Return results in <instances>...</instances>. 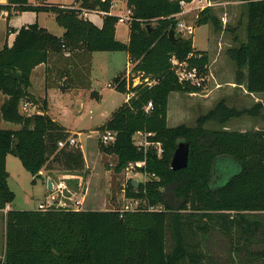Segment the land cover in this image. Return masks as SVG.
I'll return each mask as SVG.
<instances>
[{
  "label": "trees",
  "instance_id": "obj_1",
  "mask_svg": "<svg viewBox=\"0 0 264 264\" xmlns=\"http://www.w3.org/2000/svg\"><path fill=\"white\" fill-rule=\"evenodd\" d=\"M6 1L0 9L52 13L64 31L57 36L37 23L22 25L12 45L0 49V93L6 96L0 117L18 124L0 128V211L15 197L7 180L8 154L19 158L33 181L42 177V170L83 178L88 174L79 146H58L70 132L45 112V102L41 113L20 111L22 100L33 101L28 91L33 68L47 62L51 53L128 54L129 73L120 71L112 83L116 91L132 95L95 128L116 132L112 143L98 140V149L104 160L115 157V173L132 168L147 179L136 187L133 179L118 186L127 199L140 200L135 209L8 208L0 264H264V128H225L232 118L256 114L262 103L237 109L220 99L197 117L194 126L167 122L170 93L203 89L179 81L171 59L203 75L210 63L208 52L196 50L192 39L176 28L175 40L168 37L171 20L182 11L180 0H122L131 12L127 41L115 37L118 16L109 14L113 0H75L77 8ZM243 1L245 40L229 47L227 54L235 64L236 83L244 84L248 93L264 94V0ZM81 9L104 12L101 26L84 18ZM194 24L222 28L211 7L199 11ZM148 102L152 109L146 111ZM209 121L221 128L205 127ZM137 131L151 133L148 140L158 142L162 152L154 145H136ZM180 140L189 142L188 163L173 170L170 161ZM225 157L238 171L217 186V162Z\"/></svg>",
  "mask_w": 264,
  "mask_h": 264
},
{
  "label": "rangeland",
  "instance_id": "obj_2",
  "mask_svg": "<svg viewBox=\"0 0 264 264\" xmlns=\"http://www.w3.org/2000/svg\"><path fill=\"white\" fill-rule=\"evenodd\" d=\"M36 2L37 0H30ZM44 1V0H43ZM53 3H69L71 0H50ZM41 2V1H37ZM45 2V1H44ZM114 5V13H126L127 6L122 0H116ZM214 5L211 7L212 11L220 18L222 28L215 30L209 24L195 25L194 21L198 11H190L189 9L195 6V2L189 3L184 6V13L177 17L185 24L193 25V34H188L186 31L179 32L184 37L192 39L193 47L196 50L207 51L209 54L210 62L212 63L211 68L217 80L220 84L219 88L216 87L213 79L205 81L203 93L209 92V95L205 96L201 100L190 97L184 92L173 93L170 97V108H169V126H174L179 123H185L189 126L196 124V119L201 114L206 113L211 107L215 105L221 98H224L226 104L237 109L250 108L256 103H262V107L254 115L243 114L239 118H232L226 123V127L234 129H258L264 128V94H255L250 96L243 92L240 87H231L227 83V80L233 81L235 77V64L227 54L229 47L238 46L242 41L245 40V2L243 0H214ZM49 16L52 25L54 26L53 32H60L62 29L59 26L52 14H44ZM100 15V14H99ZM101 16V15H100ZM223 19V20H222ZM153 23H155L153 21ZM117 38L123 41L127 38L129 32V21L117 22ZM177 31V30H176ZM87 63L86 66L82 67L81 70L87 75L88 84H90L91 90H95L100 93V100L97 101L94 98L91 100L92 107L87 108L85 111L78 114L66 116L62 119L63 122L72 127L84 128L82 135L79 136L80 148L86 150V139L96 144L100 132L96 130L95 126L101 122L103 117L101 113L110 110L112 103L120 102L125 95L114 89V87H108L109 83H112L115 75L119 71H124L128 67V72L131 69V65L128 66V58L125 51H93L87 52ZM128 66V67H127ZM139 82V78L135 77L133 83ZM112 85H114L112 83ZM207 90V91H206ZM82 100L87 102V97H81ZM68 107L69 103L67 104ZM73 109L76 111L77 104L75 103ZM2 127L0 128H18V124L3 121ZM208 128H221L220 125L215 122L209 121L205 124ZM225 127V128H226ZM82 130V129H81ZM98 144V143H97ZM103 159L104 170L108 171V180H106V193L103 195L92 196L90 189L86 195L88 200L89 197L93 198L92 207L95 209H123L124 205L130 200L124 196V192L118 188L120 185L124 187L125 183L130 179H138L143 181L147 179V176L135 172L132 168L123 170L120 173H115L111 168L115 162V159L109 156H105ZM220 172V180L217 186L225 183V181L238 171V167L231 159L221 158L217 162ZM101 170H103L101 168ZM8 171V185L14 192L15 197L11 202V209L14 210H30L37 209L40 201H46L50 194L47 189V185L44 184L42 177H37L33 181V176L27 171L18 157L9 154L7 162ZM89 172L90 170L87 169ZM99 173L98 167L94 168V171ZM116 174V175H115ZM114 175L116 176L114 178ZM86 183V180H84ZM83 185L82 192H86V184ZM86 201V199H85ZM70 202V201H69ZM133 203H130L132 206ZM3 220L2 214H0V254L3 252Z\"/></svg>",
  "mask_w": 264,
  "mask_h": 264
},
{
  "label": "crops",
  "instance_id": "obj_3",
  "mask_svg": "<svg viewBox=\"0 0 264 264\" xmlns=\"http://www.w3.org/2000/svg\"><path fill=\"white\" fill-rule=\"evenodd\" d=\"M37 1H43V0H37ZM31 2L30 3H38V2ZM47 3H53L50 0H44ZM43 1V2H44ZM6 0H0V5L6 4ZM116 2V0H114ZM125 3V2H124ZM58 4V3H54ZM65 6L73 5L77 6L78 3L75 2V0H71L69 3H60ZM189 4V3H188ZM114 7L111 9L110 14L118 15L119 13L113 12ZM190 11H193L189 9ZM49 14V12L45 11H22L18 12L12 9H0V49L7 44L8 46H11L16 30L19 29L22 25L37 23L39 26L44 27L47 29L50 33L55 34L57 36L62 35L64 30H61L60 32H53L54 26L52 25L51 19H49V16L42 15ZM52 14V13H50ZM9 15V17H7ZM53 15V14H52ZM101 15V16H100ZM97 12H90L89 15H86V17L91 20L95 25L101 26L102 24V17L104 14H100ZM54 16V15H53ZM223 20V19H222ZM116 27V26H115ZM63 29V28H62ZM115 37L117 38V28L115 30ZM129 37V32L127 33V38L123 41H127ZM118 39V38H117ZM127 54V53H126ZM128 58V54H127ZM129 62V60H128ZM87 63V55L85 53H72V56H66L65 54H59V53H51L50 57L47 62L41 63L37 66H35L31 72L30 75V85L28 87L29 93L33 97V101L31 103L35 105V113H41L44 108V102H45V112L55 121L59 122L61 125H63L67 131L70 132V136L74 137L77 141V143L80 145L79 136L82 135L84 128H77L76 126L72 127L71 125L65 124V122L62 121V119L69 115H74L75 113H82L85 111V108H87V112L89 113V108L92 107L91 100L93 95L96 96L97 101L100 100L101 96L100 93H97L95 90H91L90 84H88L87 81V75L83 73L81 70L82 67L86 66ZM131 63H128V66H130ZM212 63H209L208 67V74H207V80L210 78L213 79V82L215 83L216 87L220 86L221 83H219L217 80H215L214 73L211 68ZM127 66V67H128ZM129 67L126 69L128 72ZM121 71V70H120ZM119 71V72H120ZM236 79L234 77L233 81L227 80V83L230 84L231 87H240L243 89V92L246 94H249L250 96H255V94L248 93L244 87V84L240 85L236 83ZM84 85L87 86V88H84ZM108 87H114L111 83L107 85ZM91 91L93 94H91ZM205 91L202 89L199 92H190L185 93L193 98H199L200 100L202 98H205V96L209 95V92L203 93ZM207 91V90H206ZM173 93L178 92H172L170 93L168 97V110H167V122H169V108H170V97ZM125 97L120 102H114L112 103V107L110 110H106L101 113V117H103L102 121L97 123L95 127L102 124L107 117H109L110 113L117 108L121 103L128 100L127 93L124 94ZM87 97L88 101L85 102V100H82L81 97ZM197 96V97H196ZM6 96L4 94L0 93V104L4 100ZM224 99V98H221ZM70 108L68 107V104ZM75 103L77 104L76 111L73 109ZM21 113H24L23 110L20 108ZM3 120L0 117V127H2ZM228 128V127H226ZM82 129V130H81ZM230 129V128H228ZM236 130H244V129H236ZM99 140V138H98ZM98 140L95 143L88 141L86 139V150L82 153L84 156L85 161V168L89 169L86 178H83L80 174H70V173H64L62 171H53L49 172L47 170L40 171V174L43 178V182L45 185H47V178L50 177L52 182L55 183L62 177L64 178V181L66 183V189L65 193L67 196L73 195V198H79L80 193H82V188L84 185V180H86V192L84 194V199L82 201L81 209H92L97 210L92 207L93 205V198L89 197L88 200L86 198V195L89 193V189L91 192V195L95 197V195H101L106 193V180H108V171L104 170V163L102 156V153L98 149ZM8 156H6L5 159V165L7 170V162H8ZM112 158V156L110 155ZM115 159V157L113 156ZM98 167L99 173L93 172L94 168ZM101 168L103 170H101ZM11 189V188H10ZM86 199V201H85ZM8 208H12L11 203L8 205ZM0 214H2V220H3V230L5 234V215L4 212L0 211ZM3 251H4V235H3ZM3 256V252L0 254V260Z\"/></svg>",
  "mask_w": 264,
  "mask_h": 264
},
{
  "label": "built area",
  "instance_id": "obj_4",
  "mask_svg": "<svg viewBox=\"0 0 264 264\" xmlns=\"http://www.w3.org/2000/svg\"><path fill=\"white\" fill-rule=\"evenodd\" d=\"M195 2V6L191 8V10H196V11H201L207 7H212L215 3L214 0H191L188 3ZM182 11L178 13V15H182L184 13V6H186L188 3L185 2L184 0L179 1ZM116 3L114 0L112 1L111 9L114 7ZM72 7H75L73 5H70ZM78 7V4L75 8ZM111 11V10H110ZM81 15L84 18H87L86 15H89L90 12H97L99 14H105L102 11H96V10H87V9H81ZM110 14V12H109ZM118 21L119 22H125V21H130L131 20V12L127 8L126 13L118 14ZM177 32H183L186 31L188 34H193V25L192 24H185L183 21H181L177 17V23L175 26ZM65 55H68V53H65ZM173 68L175 70V73L181 82H189L192 85L195 86H201L204 87L205 81L207 80V75L200 74L195 67H188L186 62H179L176 58L171 59ZM132 95V92L127 93V98H129ZM20 108L23 110V112L26 115H32L34 114L35 111V105H33L31 102L27 100H22L20 103ZM152 109V103L148 102L145 110L149 111ZM151 133H145L142 131H137L134 135V141L136 145L142 146L146 148L149 145H154L158 149V153L162 152L161 146L158 142L154 143L152 141L148 140V136ZM99 140L102 143L108 144L112 143L116 139V132L112 130H106L100 133L99 135ZM70 145V146H79L80 145L77 143L76 139L72 136L68 137L66 140H60L58 141V146L63 147L65 145ZM66 189V183L64 181V178L62 177L59 179L57 182L54 183V191L50 192L48 195V199L46 201H40L38 203L37 209L39 210H49V209H54V208H63V209H73V210H79L81 209L82 206V201L84 199V192L80 193L79 198H73V195L67 196L65 193ZM55 195V196H54ZM130 201L124 205V208L122 210H129V209H135L136 207L139 206L140 200L138 199H129ZM70 201V202H69ZM133 203L132 206H130V203ZM8 209V205L2 210V212H6Z\"/></svg>",
  "mask_w": 264,
  "mask_h": 264
},
{
  "label": "water",
  "instance_id": "obj_5",
  "mask_svg": "<svg viewBox=\"0 0 264 264\" xmlns=\"http://www.w3.org/2000/svg\"><path fill=\"white\" fill-rule=\"evenodd\" d=\"M177 23V18L171 20V27L168 31V37L173 42L175 40V26ZM147 28H150V24L146 25ZM189 158V142L186 140H180L177 142L175 149L173 151L170 166L173 170H179L186 167ZM139 183L138 179H133L132 184L136 187ZM47 189L50 192L54 191V183L51 178H47ZM55 196V195H54Z\"/></svg>",
  "mask_w": 264,
  "mask_h": 264
}]
</instances>
